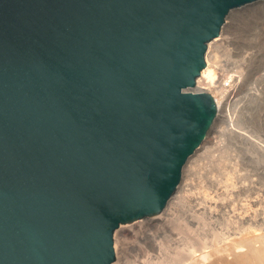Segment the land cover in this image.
Wrapping results in <instances>:
<instances>
[{
	"label": "water",
	"instance_id": "1",
	"mask_svg": "<svg viewBox=\"0 0 264 264\" xmlns=\"http://www.w3.org/2000/svg\"><path fill=\"white\" fill-rule=\"evenodd\" d=\"M259 1L0 0V264L114 262L214 125L209 42Z\"/></svg>",
	"mask_w": 264,
	"mask_h": 264
},
{
	"label": "bare ground",
	"instance_id": "2",
	"mask_svg": "<svg viewBox=\"0 0 264 264\" xmlns=\"http://www.w3.org/2000/svg\"><path fill=\"white\" fill-rule=\"evenodd\" d=\"M229 25L226 22L219 36L209 42L206 53V67L202 70L200 78H198V80L202 77L206 78L207 84L212 85L215 92H218V95L221 94V97H218V95L214 96L218 107L215 120L224 117L226 113L224 111V115L222 114V108L228 107L231 99L229 101H222L224 95H226L225 85L223 87L220 82L217 83L216 79L218 80L220 76L218 74V78H215L217 75H215V71L212 68L214 64H211L213 58L210 62L209 54L218 43L220 45L223 43L224 45V43L226 44V42L231 41L232 38L229 33L226 34L224 31L225 27ZM230 26L233 27L232 25ZM258 30L259 34L256 36V43L249 47L250 49H255H251L252 51H249L247 54L251 61H254L258 57L259 66L256 65V67L260 69L257 74L254 72V83L249 81L244 86L245 102L251 100L250 104L253 101H259L258 104L260 102L264 103V23L258 27ZM212 47L214 48L212 49ZM229 49L228 54L231 56V48ZM223 50L225 51L226 49ZM236 52L238 53V51ZM236 52H233V54H237ZM216 55L217 53L214 54V56ZM236 56L235 58H240V55ZM247 56L245 55V57ZM245 57L241 59L247 60ZM216 61L213 60V62ZM226 64L231 65V63ZM237 65H239V62ZM243 65L242 67H246ZM239 66L241 67V65ZM250 67L247 65V68L252 71L253 69ZM224 69H221V72L223 70V74H225ZM231 69L235 70V68ZM240 69L242 70V68ZM243 81L241 82L242 84ZM245 82H247L246 79ZM242 84L241 86H243ZM235 94L237 93L235 92ZM237 96L238 94L235 97ZM241 106L245 107L243 104ZM239 112L243 113V110L241 109ZM260 112H263V110L261 109ZM230 117L232 118H226L231 121L233 116ZM235 118L237 119V117ZM243 119L242 115V119L239 118L238 120L243 121ZM257 122L258 120L254 121L253 124L255 123L254 125L256 126ZM262 122L264 123L263 120ZM263 125L260 124L259 127ZM220 127L214 128L212 126L204 141L196 149L193 156L188 159L185 164L186 167L183 168V180L179 183L164 210L159 214L134 222L135 225L129 227L126 232L123 231L125 232L124 240L122 239L123 236L120 240L117 238L118 242L116 240L115 244L116 259L111 264H264V146L256 144V142H253L256 138L250 139V136L247 137L242 132L245 126L242 129L240 128V130L233 127ZM251 127L253 126L251 125ZM262 128L264 130V127ZM250 130L253 131L252 128ZM250 130H247V132H250ZM260 133L259 135H261ZM224 136V139L227 138L228 141L225 140L222 143L220 140V143L219 139ZM247 143L254 145L252 152L248 149L246 150L245 145ZM225 144H228V146L229 144H233V147L235 145L239 146L241 159L233 158L231 164L234 170L240 171L237 173V177L228 173L224 184L215 183L213 170H216L227 159H232V157L224 153V150L226 151L225 148H227ZM232 146L230 145L229 147L233 148ZM183 177L186 178L184 179ZM182 202H185L187 205L181 204ZM220 218L225 221V224L227 222V225L220 231H217L211 240L201 235L204 233L205 226L208 228L212 226L211 228L215 229L218 226ZM120 231L117 233H120Z\"/></svg>",
	"mask_w": 264,
	"mask_h": 264
},
{
	"label": "rangeland",
	"instance_id": "3",
	"mask_svg": "<svg viewBox=\"0 0 264 264\" xmlns=\"http://www.w3.org/2000/svg\"><path fill=\"white\" fill-rule=\"evenodd\" d=\"M231 21V22H230ZM226 22H228L230 25H232L233 27H231L230 25L228 26V27H225V29H224V31H225V33L226 34H228L229 33V35L231 36V41L230 42H226V44L224 43V45H223V43H221V45L218 43L217 45H215V48L214 47H212V49L214 48V50L213 51H211L210 52V54H209V58H210V62H211V60H212V58H213V60L214 61H216V59H217V61L216 62H213V60H212V62H211V64H214L213 65V69H214V71H215V75H217V77L215 76V78H218V74H219V76H220V78H218V80L216 79V81H217V83L218 82H220L221 84H222V86L224 87V85H225V91L227 92H225V94L226 95H224V97H223V100L222 101H224V100H226V101H229L230 99V102H229V104H228V107L226 106V108L224 107V108H222V114L224 115V113H226L225 115H224V120H223V118L221 119H217V120H215V122H214V125H213V127L214 128H219L220 126V128H228V127H233V128H237V129H239L240 130V128L242 129V127H244L243 129L246 131H244L243 129H242V132H244L245 134H246V136L248 137V136H250L249 138L250 139H255L253 142H256V144L258 143V145H262V146H264V142H258V141H261V140H263L264 141V130H263V128L262 127H264V123L262 122V120L264 121V103L262 104V102H260L259 104H258V102L259 101H253V103H251L250 104V102H252L251 100L250 101H248V102H245V90H244V86H245V83H249V81H252L253 83H254V81L253 80H255V74H257V72H259V70L260 69H258V67H256V65L257 66H259V59H258V57L255 59V60H258V61H251L250 60V58L247 56V54L249 53V51L251 52L252 50L251 49H255V48H249V47H251V46H253L256 42H255V40H256V36L259 34V30H258V27L262 24V23H264V1H259V2H255V3H252V4H248V5H246V6H243V7H240V8H237V9H234V10H232V12L229 14V16L227 17V19H226ZM234 28V29H233ZM228 30H230L229 32H228ZM258 30V31H257ZM258 33H257V32ZM232 34V35H231ZM216 38V37H215ZM233 38H235V39H233ZM212 41V40H211ZM210 41V42H211ZM237 41V42H236ZM236 42V43H235ZM234 44V45H233ZM236 44H238V45H236ZM231 46V47H229V46ZM229 48H231V51H233V52H236V51H238V53L237 54H233V52H231L230 51V55L231 56H229V54H228V49ZM245 48H247V49H245ZM249 48V49H248ZM223 49H226L225 51L223 50ZM236 49H238V50H236ZM208 50V49H207ZM230 50V49H229ZM206 53H207V51H206ZM211 53H214V54H216L217 53V55L216 56H214V54H211ZM247 56V57H245V55ZM227 55V56H226ZM237 55V56H239L240 55V58H235V56ZM244 55V56H243ZM218 56V57H217ZM236 56V57H237ZM243 57H245V58H247V60L246 59H241V58H243ZM234 59H236V60H234ZM240 60V61H239ZM244 60V61H243ZM249 60V61H248ZM217 62H218V64H217ZM239 62V65H241V67L239 66V65H237V63ZM252 62H254V63H252ZM226 63H231V65L230 64H226ZM215 64H217V66H215ZM226 64V65H225ZM235 64V65H234ZM245 65L246 67H242V65ZM237 65V66H236ZM243 65V66H244ZM247 65H248V67H250L251 65V69H253L252 71H253V73H252V71L250 70V69H248L247 68ZM219 66H221L220 68L222 69H224V73L225 74H223V70H222V72H221V69L219 68ZM230 68H229V67ZM233 66V67H232ZM235 66V67H234ZM215 67V68H214ZM242 68V70L240 69V68ZM253 67H255V68H253ZM231 68H235V70L237 69V71H235V70H232ZM248 70H247V69ZM220 71H219V70ZM228 71H227V70ZM239 69V70H238ZM245 69V70H244ZM226 70V71H225ZM231 70V71H230ZM234 71H235V73H234ZM246 71H248V72H246ZM229 72H230V74H229ZM243 72L244 73V75H242L241 73ZM254 72H255V74H254ZM227 73V74H226ZM233 75H232V74ZM221 74V75H220ZM222 74H223V76H222ZM228 74H229V76H228ZM247 74V75H246ZM253 74H254V76H253ZM238 75V76H237ZM241 75H242V77H241ZM246 75V76H245ZM201 76V75H200ZM200 76L198 77V78H200ZM222 76V77H221ZM257 76V75H256ZM229 77V78H228ZM236 77H238V78H236ZM243 79H244V81H243ZM245 79H246V81L247 82H245ZM249 79V80H248ZM198 80V79H197ZM222 80V81H221ZM229 80H231V81H229ZM234 80V81H233ZM240 80V81H239ZM199 81V82H198ZM197 81V88H200V89H205V90H207V91H209L210 93H212L213 94V96H216V95H218V92H215V90L213 89V86L212 85H209V84H207V79L206 78H204V77H202L201 79H199ZM237 81V82H236ZM243 81V84L241 83ZM223 82V83H222ZM229 82H231L230 84H229ZM235 83H236V85H235ZM241 84L243 85V86H241ZM199 85V86H198ZM230 85H231V87H230ZM212 86V87H211ZM229 86V87H228ZM235 86V87H234ZM234 87V88H233ZM237 87H240V88H237ZM243 87V88H242ZM235 90V91H234ZM235 92L238 94V99H237V97H235L237 94H235ZM224 93V92H223ZM240 93V94H239ZM235 94V95H234ZM241 95V96H240ZM243 95V96H242ZM240 96V97H239ZM218 97H221V94H219L218 95ZM225 97H227V98H225ZM242 97V98H241ZM233 98V99H232ZM236 98V99H235ZM240 98V99H239ZM235 99V100H234ZM233 101H235V102H237V103H234ZM247 101V100H246ZM231 103V104H230ZM246 103H247V107H246ZM243 104V106H245L244 108L241 106ZM250 104V105H249ZM262 105V106H261ZM239 107V108H238ZM235 108V109H234ZM231 109V110H230ZM243 110V113H241V112H239V110ZM261 109L263 110V112H260L261 111ZM236 111V113H235V111ZM225 111V112H224ZM234 111V112H233ZM224 112V113H223ZM233 113V114H235V115H233V114H231V113ZM237 112H238V115H237ZM241 115H240V114ZM242 115H243V121L242 120H238L239 118L240 119H242ZM262 115H263V117H262ZM230 116H233V119L230 121V120H228L229 118H232V117H230ZM228 119H227V118ZM235 117H237V119L235 118ZM235 118V119H234ZM258 118V119H257ZM226 120V121H225ZM236 120V121H235ZM258 120V122L256 123L257 125L255 126L254 124H253V122L255 121H257ZM226 122V124H225V122ZM260 121H261V123H260ZM227 123H229L228 125H227ZM232 123H233V125H235V126H233L232 125ZM245 124H247V125H245ZM263 125V126H260L259 127V125ZM224 125V126H223ZM227 127H226V126ZM232 125V126H231ZM251 125L253 126V127H251ZM255 127H256V129H255ZM248 128V129H247ZM252 128V130L254 131H251L250 129ZM247 130H250V132H253V133H250L249 131L247 132ZM259 130V131H258ZM263 130V131H262ZM256 131V132H255ZM259 132H261L260 134L261 135H259ZM249 133H250V135H249ZM259 136H261V137H259ZM252 137H254V138H252ZM263 137V138H262ZM225 138V136L222 138H220L219 139V142L221 143V141H222V143L225 141V140H227V138L226 139H224ZM260 138V139H259ZM262 138V139H261ZM221 140V141H220ZM258 140V141H257ZM228 141V140H227ZM226 143H229V142H226ZM232 146L233 144H229V146ZM225 146H227V148H225L226 149V151L224 150V153L225 154H228L229 155V157H232V159H230V160H226L222 165H219L217 168H216V170H213L214 171V181H215V183H221V184H224V181H225V178H226V176H227V174L228 173H230V175L232 174V176H234V177H237V173L240 171V170H234V168L232 167V162H233V158H237V159H241V151H239L240 150V148H238L239 146H232L233 148H231V147H229L228 146V144H225ZM236 147V148H235ZM245 147H246V150L248 149L249 151H251L252 152V150H253V147H254V145L253 144H251V143H247L246 145H245ZM250 147V148H249ZM238 148V149H237ZM228 152V153H227ZM193 156V155H192ZM191 156V157H192ZM184 167H186V165L184 166ZM242 171V170H241ZM232 172V173H231ZM184 179L186 178V177H183ZM231 179V178H230ZM229 179V180H230ZM183 180V179H182ZM220 184V185H221ZM181 204H184V205H187L185 202H182ZM137 221V220H136ZM136 221H134V222H136ZM134 222H131V223H126V224H122V225H120V227L118 228V229H116V231H115V234H114V246L116 247V240H117V238H118V240H120L121 239V237H122V239L124 240V233L126 232V230L129 228V227H131L132 225H135V223ZM132 223H134V224H132ZM227 225V222H226V224H225V221L224 220H222V218H220L219 219V222H218V226H216V228L215 229H213V228H211L212 226H210L209 228L207 227V226H205V230H204V233L203 234H201V235H203L206 239H210L211 240V238L212 237H214L215 236V234H216V232L217 231H220L221 229H223L225 226ZM121 230V231H120ZM120 231V233H117V232H119ZM123 231H125V232H123ZM122 232V233H121ZM118 234H121V235H118ZM117 235H118V237H117ZM118 240H117V242H118ZM115 250H116V248H115ZM127 264H129V263H127Z\"/></svg>",
	"mask_w": 264,
	"mask_h": 264
}]
</instances>
